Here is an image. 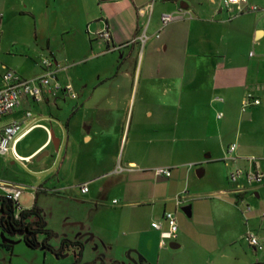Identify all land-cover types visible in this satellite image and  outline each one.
Listing matches in <instances>:
<instances>
[{
  "label": "crops",
  "instance_id": "obj_1",
  "mask_svg": "<svg viewBox=\"0 0 264 264\" xmlns=\"http://www.w3.org/2000/svg\"><path fill=\"white\" fill-rule=\"evenodd\" d=\"M39 1L22 0L20 13L39 23L43 12ZM247 1L248 5L242 3V7L257 6L259 10L239 13L236 8L232 14L223 8L222 0H48L47 9L62 11L61 32L68 35L62 41V51L65 59L75 65L64 66L53 52L52 59H45L62 75H57V79L63 90L47 95L42 101L24 97L20 107L2 120L3 126L20 125L5 155L14 165L27 166L33 165L37 157L42 160L50 156L53 147L50 164L37 175L51 174L48 180L57 179L60 189L49 193L58 198L68 189L67 180L72 173L81 175V193L84 184H89L90 189V183H101L102 177L124 173L138 175L153 186L156 182H166L179 166L199 162L190 153L211 150L204 144L208 138L230 130L236 134L227 147V155L232 144L237 148L228 155V161L223 159L226 165L250 170L255 168L250 160L257 158L261 159L264 171V0ZM49 2L54 5L50 6ZM179 10H184L186 17L163 28L162 15ZM106 28L111 33L110 42L97 37ZM142 32L149 37L144 44L139 40ZM97 48L115 58L87 71L75 70ZM141 49L142 63L138 67L134 57ZM155 58L157 63L153 64ZM43 62V72L38 77L46 71ZM2 69L10 71L4 64ZM153 75H157L156 80ZM249 94L261 104L242 116L241 113L247 112L242 111V102ZM218 97L223 99L222 103L215 102ZM218 111H224L222 119L217 118ZM28 113L32 116L27 117ZM39 130L40 138L22 146ZM242 130L260 137V151L256 152L251 142L242 143ZM180 155L188 157L187 160L183 162ZM118 167L128 171L115 173ZM158 168L171 169L172 177L156 175ZM108 185L101 184L102 194H108ZM261 187L236 194L233 185L230 194L234 205H240L247 194L260 201ZM16 188H21L22 193L25 190ZM34 191L37 202L39 194L47 192ZM175 204V212L166 208L162 220L152 222L158 223L159 229L151 224L149 242L159 250L166 246L162 245V233L168 230V224L167 230L163 228V222L167 223L165 214L173 213L178 221L179 204L177 201ZM68 226L85 228L79 222ZM256 235L260 237L261 232L257 230ZM125 236L127 239L129 234ZM115 242V239L106 240L108 246ZM139 244L148 261L147 242L139 241ZM258 264H264V260Z\"/></svg>",
  "mask_w": 264,
  "mask_h": 264
},
{
  "label": "rangeland",
  "instance_id": "obj_2",
  "mask_svg": "<svg viewBox=\"0 0 264 264\" xmlns=\"http://www.w3.org/2000/svg\"><path fill=\"white\" fill-rule=\"evenodd\" d=\"M47 1H39V7L43 4V12L39 23H36L30 16L20 13L22 0H0V75L5 72L2 69L4 64L21 78L33 80L42 74V61L52 59V52L64 66L75 65L72 60L65 59L62 51V41L68 36L61 32L64 27L61 24L62 11L47 9ZM48 4L54 5L51 2ZM145 27L146 24L143 30ZM101 51L97 48L92 56L83 58L82 66L75 70L87 71L101 62L115 58L111 53L104 55ZM142 53L141 49L140 54L134 57L138 67L142 63ZM157 59L153 64L157 63ZM153 79L156 80L157 75H153ZM37 111L38 108L36 114ZM250 111L248 109L241 114L247 116ZM244 131L242 143L251 142L256 152L260 151V137ZM41 133L37 131L22 146L40 138ZM234 134L235 131L230 130L224 131V135L208 138L204 144L211 150L206 153H190L189 156H197L199 162L179 166L173 170V177L166 182H156L153 186L140 180L138 175L124 173L120 175L123 178L110 175L100 178L101 183H90L91 192L83 195L79 189L81 175L72 173L67 180L68 189L59 198L49 193L60 189L57 179L53 182L48 180L51 174L37 175L39 170L50 164L54 156L53 147L50 148V156L42 160L37 157L33 165L27 166L20 163L14 165L7 155L0 154V197L7 196V187L24 188L18 204L19 208L25 210L31 209L35 203L34 190L47 191L39 194L37 204L43 210L47 229L53 233L50 245L59 250L65 241H79L84 246L81 258L83 264L92 263L95 257L106 264H258V261L264 260V249L256 252L245 238L247 233L256 234L258 230L261 232L259 238L262 237L264 243V219L261 218L264 212V187L259 188L263 202L247 194L240 205H234L230 194L233 186L230 175L235 167H228L223 160L228 161L227 147L235 139ZM187 158L180 155L183 162ZM198 170L202 171V176H198ZM101 184H110L108 194L100 192ZM177 197L182 199L177 209L178 237L168 241L159 250L149 242L153 232L151 224L162 220L166 208L170 212L176 211ZM248 205L254 208L253 213L246 211ZM187 207L192 208L190 216L185 211ZM77 222L85 225L84 230L77 226L67 227ZM163 228L167 230V223L163 222ZM70 233L74 236L71 237ZM127 233L129 237L126 239ZM107 239H115L116 242L108 246ZM42 240L40 238L39 241ZM139 241L147 242V247H144L148 261L142 254ZM172 242L181 247L171 249ZM80 257L81 247L74 244L66 247L60 257L42 248L32 249L26 245L21 234L8 235L0 225V264H75Z\"/></svg>",
  "mask_w": 264,
  "mask_h": 264
},
{
  "label": "built area",
  "instance_id": "obj_3",
  "mask_svg": "<svg viewBox=\"0 0 264 264\" xmlns=\"http://www.w3.org/2000/svg\"><path fill=\"white\" fill-rule=\"evenodd\" d=\"M243 4L248 5L247 0H222L223 8L228 12L235 14L236 8L239 9V13L248 11H258L257 6L242 7ZM186 12L184 10H179L176 13H167L162 15V26L163 28L186 17ZM191 15V14H190ZM97 37L104 39L107 42L111 41V33L106 28L105 30L99 32ZM149 37L146 32L139 38V40L144 44L148 41ZM44 67L46 68L45 73L33 80H24L17 74L6 71L1 75L0 87V154H7L11 149V144L14 142L15 136L20 130V125L11 124L8 126H3L2 120L10 116L20 105L24 97H31L36 101H42L47 95L54 94L55 92L62 91L63 87L57 79V72L54 70L53 63L49 60H44ZM65 90H71L70 88H65ZM216 103H222V98H216ZM261 101L255 98L252 94L247 95L242 102V111L246 112L253 106H259ZM32 114L28 113L27 117H31ZM224 113L218 111L217 118L222 119ZM47 129L45 126H41ZM237 148L236 144H232L229 147L228 155H232ZM254 165V169L244 170L241 168L235 169L230 175V182L235 186L234 193L242 194L255 189L258 186L264 185V171L261 168V159L252 158L250 160ZM264 161V158H263ZM127 169L118 167L115 173L122 174ZM155 174L164 178L172 177V170L169 168H158L155 170ZM8 194L6 197L18 202L19 197L22 194L21 188L7 187ZM89 184H84L81 186V191L83 194L89 192ZM181 198L177 199V203H181ZM116 203V202H115ZM247 212L253 213L254 208L250 205L247 206ZM264 218V213L262 214ZM167 224L168 230L162 233V245H166L167 241L177 239L179 234V225L177 218L173 213H166L164 216ZM153 228L159 229L160 225L158 223L152 224ZM246 241L250 247L254 248L256 251H262L264 246L260 241L259 237L253 233L249 232L246 235Z\"/></svg>",
  "mask_w": 264,
  "mask_h": 264
},
{
  "label": "trees",
  "instance_id": "obj_4",
  "mask_svg": "<svg viewBox=\"0 0 264 264\" xmlns=\"http://www.w3.org/2000/svg\"><path fill=\"white\" fill-rule=\"evenodd\" d=\"M0 225L8 235L23 236L26 245L32 249L50 248L53 233L47 229L43 210L38 206L37 199L31 209L19 208L18 202L8 197H0ZM43 238L42 241H39Z\"/></svg>",
  "mask_w": 264,
  "mask_h": 264
},
{
  "label": "flooded vegetation",
  "instance_id": "obj_5",
  "mask_svg": "<svg viewBox=\"0 0 264 264\" xmlns=\"http://www.w3.org/2000/svg\"><path fill=\"white\" fill-rule=\"evenodd\" d=\"M73 244L81 247L80 260L79 261L76 260L75 264H83V261L81 260V258H82V253H83V250H84V246L79 241H77V242H67V241H65V243L62 244V246H61V248L59 250L56 247H53L51 245H50V248L44 249V250H46L48 252H51L54 255L60 257L65 252L66 247H68L69 245H73ZM100 260L101 259L96 258L92 263H88V264H106L105 262H101Z\"/></svg>",
  "mask_w": 264,
  "mask_h": 264
},
{
  "label": "water",
  "instance_id": "obj_6",
  "mask_svg": "<svg viewBox=\"0 0 264 264\" xmlns=\"http://www.w3.org/2000/svg\"><path fill=\"white\" fill-rule=\"evenodd\" d=\"M101 2H108V1H113V0H100ZM198 176H202V171L198 170ZM185 211L187 212V214L190 216L191 215V209L190 207L185 208ZM170 248L171 249H178L180 248V245L176 242H172L170 243Z\"/></svg>",
  "mask_w": 264,
  "mask_h": 264
}]
</instances>
